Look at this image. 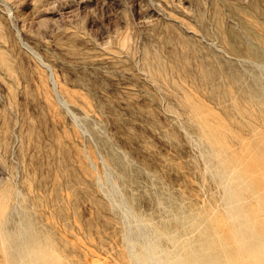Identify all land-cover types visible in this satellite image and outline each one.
Returning a JSON list of instances; mask_svg holds the SVG:
<instances>
[{
	"label": "rangeland",
	"instance_id": "rangeland-1",
	"mask_svg": "<svg viewBox=\"0 0 264 264\" xmlns=\"http://www.w3.org/2000/svg\"><path fill=\"white\" fill-rule=\"evenodd\" d=\"M253 1L0 0V264L28 223L61 264H133L137 221L179 251L182 215L223 210L183 93L242 118L223 96L227 73L240 76L233 96L259 89L264 62L230 51L222 32L235 39Z\"/></svg>",
	"mask_w": 264,
	"mask_h": 264
},
{
	"label": "bare ground",
	"instance_id": "bare-ground-1",
	"mask_svg": "<svg viewBox=\"0 0 264 264\" xmlns=\"http://www.w3.org/2000/svg\"><path fill=\"white\" fill-rule=\"evenodd\" d=\"M243 12H247V17L240 21L235 39H228L231 30L222 32V36L233 53L263 63L264 0H254ZM227 79L229 86L223 96L231 98L229 110L240 114V119L229 121L196 96L183 93L184 102L214 159L217 177L224 185L223 210L208 206L182 215L190 233L180 241L179 251L173 247L160 248L157 238L147 234L142 221L136 222L135 231L128 233L131 229L127 227L125 245L133 264H264V86L259 89L247 86L233 96V86L240 76L228 72ZM254 105L256 109L252 108ZM9 195L8 188H0V221L7 211ZM126 207L122 212L125 216L129 209ZM25 234L27 237L20 238L17 234L11 241L6 252L7 264H61L52 243L39 240L29 223ZM169 239L174 242L175 235ZM135 245L139 247L137 251ZM87 264L103 263L88 260Z\"/></svg>",
	"mask_w": 264,
	"mask_h": 264
}]
</instances>
